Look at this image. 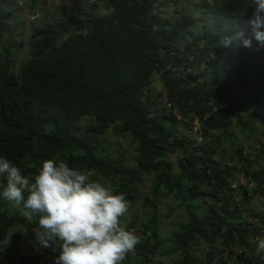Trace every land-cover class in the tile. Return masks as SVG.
<instances>
[{"label": "trees", "instance_id": "obj_1", "mask_svg": "<svg viewBox=\"0 0 264 264\" xmlns=\"http://www.w3.org/2000/svg\"><path fill=\"white\" fill-rule=\"evenodd\" d=\"M175 1L88 0L76 13L35 21L29 58L16 70L12 48L26 20L14 26L16 0H0V155L28 176L55 158L123 193L129 211L121 226L139 243L121 264H264L256 252L264 238V148L249 150L232 131L254 133L258 121L264 135V45L218 46L239 27L252 35L246 0L181 5L193 19L155 17ZM37 8L32 0L34 20ZM156 75L162 91L153 87ZM108 132L129 135L135 156L110 150ZM175 152L177 166L169 159ZM5 184L0 178V191ZM170 196L185 217L165 237L159 201ZM20 206L0 197V242L16 227L22 239L40 230ZM58 244L32 256L0 245V264H52Z\"/></svg>", "mask_w": 264, "mask_h": 264}, {"label": "clouds", "instance_id": "obj_2", "mask_svg": "<svg viewBox=\"0 0 264 264\" xmlns=\"http://www.w3.org/2000/svg\"><path fill=\"white\" fill-rule=\"evenodd\" d=\"M246 2L250 14L245 23L252 35L239 27L221 36L218 46L250 48L253 39L264 45V0ZM0 178L6 181L0 197L22 205L29 219L38 218L39 247L53 248L59 242L54 264H121L139 243L136 233L121 226L129 211L126 196L64 161L46 159L28 176L0 155ZM256 252L264 253V238L257 240Z\"/></svg>", "mask_w": 264, "mask_h": 264}, {"label": "rangeland", "instance_id": "obj_3", "mask_svg": "<svg viewBox=\"0 0 264 264\" xmlns=\"http://www.w3.org/2000/svg\"><path fill=\"white\" fill-rule=\"evenodd\" d=\"M32 0H26V6L23 8L21 6H17L15 13L17 18L11 23L15 25H19L20 21L25 19L26 24L20 25L18 28V34L15 35V38L18 42L17 48H12V54L15 62V69H19L23 62H25L29 58V49H28V40L31 31V25L33 22L37 21L36 24L41 25L45 20H52L57 15H70L76 13V8L79 4H88V0H37L38 8L37 13L40 16L34 20L32 18V12H30V4ZM90 1V0H89ZM198 0H176L172 2L165 12H162V7L158 8L159 10L156 12L155 9L154 15L155 17L165 18L168 15H174L177 17L179 14L186 13L190 15V19H193L192 16L193 9L188 7L185 10H182L181 5H188L196 2ZM102 11L106 12V9L102 6ZM191 29H195V25L190 26ZM153 87L156 90L162 91L163 84L159 78V75L154 77ZM167 99H164L163 103L166 102ZM192 127V135L198 136L197 131L200 130V120L195 118L193 121H189ZM234 134H236L239 138V141L243 142L247 148L251 151H257L259 148H264V135L262 133V127L260 122H256V129L254 133H251L249 130H242L238 127H234ZM189 133V132H188ZM107 138V143L110 147V150L114 151V153L123 152L127 155L129 159H132L137 152V144L132 140V138L127 136H120L114 134L113 132H108L105 136ZM181 154L175 152L169 155V159L172 160L177 166L178 159ZM92 173H89L91 175ZM151 182V176H149L144 185L141 187V192L144 195L148 189L149 184ZM260 198L254 201V205H258V208H262L259 204L261 202ZM12 207L21 210V206H17L12 203ZM159 211H160V221H161V233L165 237H169L172 235L173 230L177 227V225L184 220L183 209L178 205L177 201L173 196L168 198H161L159 201ZM23 231L21 228H14L9 232V235L6 241L0 242V245L3 249L11 248L17 245L20 248L21 252H29V254L35 255L40 252H45L44 248H40L37 241H35V233L30 235L28 239H22L19 237V234ZM167 249L168 246L165 245ZM166 261H170V257H163ZM14 264H19L14 263ZM24 264H35L32 259H29ZM42 264V263H40ZM52 264H54V260H52Z\"/></svg>", "mask_w": 264, "mask_h": 264}, {"label": "built area", "instance_id": "obj_4", "mask_svg": "<svg viewBox=\"0 0 264 264\" xmlns=\"http://www.w3.org/2000/svg\"><path fill=\"white\" fill-rule=\"evenodd\" d=\"M90 1H95V0H90ZM16 3L21 6V7H25L26 6V0H16ZM35 17H37V15H33L32 18L34 19Z\"/></svg>", "mask_w": 264, "mask_h": 264}]
</instances>
